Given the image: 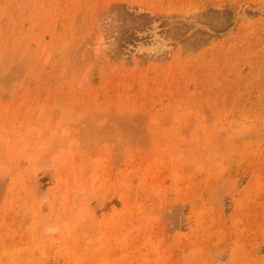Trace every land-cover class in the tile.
<instances>
[{
  "label": "rangeland",
  "instance_id": "1",
  "mask_svg": "<svg viewBox=\"0 0 264 264\" xmlns=\"http://www.w3.org/2000/svg\"><path fill=\"white\" fill-rule=\"evenodd\" d=\"M0 264H264V0H0Z\"/></svg>",
  "mask_w": 264,
  "mask_h": 264
}]
</instances>
